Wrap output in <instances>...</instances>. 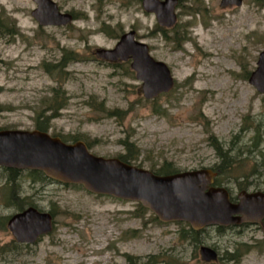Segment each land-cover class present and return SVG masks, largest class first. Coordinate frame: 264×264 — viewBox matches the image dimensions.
Instances as JSON below:
<instances>
[{
  "label": "rangeland",
  "instance_id": "374dc122",
  "mask_svg": "<svg viewBox=\"0 0 264 264\" xmlns=\"http://www.w3.org/2000/svg\"><path fill=\"white\" fill-rule=\"evenodd\" d=\"M53 1L73 15L70 24L40 26L31 15L33 0H0V129H37V116L44 121L52 113L57 89L64 92L57 103L63 97L65 103L45 122L52 136L82 140L105 158L132 143L138 154L131 164L185 171L221 162L208 142L213 135L231 157L221 185L232 197L243 186L264 190V94L248 82L264 49V0L239 6L178 0L177 22L165 34L141 0ZM129 30L168 66L170 91L148 100L130 60L112 66L94 54ZM63 56L71 57L65 67ZM7 176L0 167V264H124L127 254L141 261L157 254L167 264H264V235L256 225L211 227L194 242L186 223L160 222L136 202L78 184L33 181L28 170L14 181ZM19 197L24 209L53 217L52 230L31 244L17 242L6 227L22 211ZM200 245L215 249L217 260H203ZM235 249L239 258L227 260Z\"/></svg>",
  "mask_w": 264,
  "mask_h": 264
},
{
  "label": "water",
  "instance_id": "95a60500",
  "mask_svg": "<svg viewBox=\"0 0 264 264\" xmlns=\"http://www.w3.org/2000/svg\"><path fill=\"white\" fill-rule=\"evenodd\" d=\"M32 17L40 26H63L72 15L62 12L53 0H33ZM177 0H141L146 12L154 13L160 26L171 27L177 18ZM240 5L241 0H221L220 5ZM109 61H128L141 81L143 97L152 99L174 85L168 66L155 60L146 43L135 39V32L123 33L112 49H95ZM248 82L264 94V50L250 73ZM0 167L40 171L62 184H79L96 195L139 203L160 222H185L198 231L208 226L257 224L264 234V191L241 190L236 201L224 186H213L215 173L208 168L158 175L119 158L92 154L82 141L64 142L58 136L34 130L0 129ZM52 215L33 206L13 214L6 223L17 242L33 243L53 228ZM205 261L217 259V252L206 245L199 248Z\"/></svg>",
  "mask_w": 264,
  "mask_h": 264
},
{
  "label": "trees",
  "instance_id": "16d2710c",
  "mask_svg": "<svg viewBox=\"0 0 264 264\" xmlns=\"http://www.w3.org/2000/svg\"><path fill=\"white\" fill-rule=\"evenodd\" d=\"M161 31L163 34H165L164 29H161ZM70 58H71L70 56H63L62 57V59L60 60L62 62V67H65L66 64L71 61ZM110 65L115 66L116 64H110ZM44 68L48 71L46 65L44 66ZM57 93H61L64 95L63 91H60L57 89L53 90V95H52L53 97L51 98V100H53V102L52 101L51 102L53 103L54 107L52 108V110H53L52 113L49 116L45 117L44 121L40 120V117H41L40 115L37 116L36 128L38 130L46 131V129H47L46 128L47 126L45 125L46 120L51 118V117H55L58 114V111L63 107V105L65 103V98L63 97L62 101L60 103H57L61 100V99H59V100L57 99V96H58ZM50 107H51V105L48 108H50ZM1 110H2V107L0 106V111ZM64 141H66V140H64ZM208 142H209V145H211L214 148L218 157H220V159H221V162L219 164H215L212 167H210L216 173V176L214 178L215 185L220 186L222 175L224 173H226V169H228V170L230 169L231 157L228 155V150H224L222 145L218 142V140L213 135L209 136ZM124 146H125L126 150L123 154H120L118 156V158L124 162H127V163L135 162L137 160V154H138L137 148L134 147V145L132 143L127 144V142H126V145L124 144ZM260 157H261V160H260L259 165L264 167V153H262V155ZM5 170L8 172V176H7L8 181H14L17 178V176L22 172V170H16V169H5ZM152 171L155 174L164 175V174H169V173L176 172L179 170L175 167L173 168L171 164H165L159 168H152ZM28 172H29L30 177L33 181L45 179V177L43 176V174L41 172H38V171H28ZM243 187H244V189H246L245 186H243ZM13 199L17 200L16 197H14ZM24 202H25V199H20V197H19V201H15V204L17 206V210H23L24 209ZM137 205H138V208L140 211H141V209H144L140 204H137ZM187 230L189 233V238L191 240H193L194 242L197 241L196 240L197 234H200L201 232L205 231V229H202L201 231H193L190 228ZM216 230L220 231V228H216ZM242 246H246V245H242ZM239 252H240V249H235L234 252L231 254L226 253L225 258L227 260H230V261H233L235 259L237 260L239 258L238 257ZM124 256H125L124 264H167L166 258H159V256L157 254L148 255L147 259L145 261H141L142 258L138 257V256H133V255H128V254L124 255Z\"/></svg>",
  "mask_w": 264,
  "mask_h": 264
},
{
  "label": "flooded vegetation",
  "instance_id": "af4514ba",
  "mask_svg": "<svg viewBox=\"0 0 264 264\" xmlns=\"http://www.w3.org/2000/svg\"><path fill=\"white\" fill-rule=\"evenodd\" d=\"M228 5H230V4H225L224 6H228ZM260 53V52H259ZM259 53H258V55H259ZM258 55H257V59H258ZM256 62H257V60H256Z\"/></svg>",
  "mask_w": 264,
  "mask_h": 264
}]
</instances>
